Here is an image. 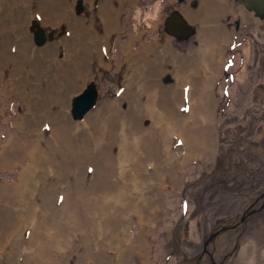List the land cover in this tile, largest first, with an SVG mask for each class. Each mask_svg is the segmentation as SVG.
I'll list each match as a JSON object with an SVG mask.
<instances>
[{"label": "rangeland", "instance_id": "1", "mask_svg": "<svg viewBox=\"0 0 264 264\" xmlns=\"http://www.w3.org/2000/svg\"><path fill=\"white\" fill-rule=\"evenodd\" d=\"M240 1L0 0V264H196L224 227L217 263L264 264V17ZM213 4L227 15L206 20ZM174 11L189 37L166 32ZM15 138L37 157L7 168Z\"/></svg>", "mask_w": 264, "mask_h": 264}, {"label": "bare ground", "instance_id": "2", "mask_svg": "<svg viewBox=\"0 0 264 264\" xmlns=\"http://www.w3.org/2000/svg\"><path fill=\"white\" fill-rule=\"evenodd\" d=\"M192 1V0H191ZM242 4H243V0L240 1ZM105 13V12H104ZM108 13V11H107ZM106 13V14H107ZM187 13H188V19L191 23L193 24H196L197 20H198V13H197V9L195 8H190V9H187ZM228 13V9L225 7H218L216 5L213 4V7H209L207 6V13H206V20L208 21H214L215 19H217L220 15L222 16H225L227 15ZM183 15V14H182ZM187 15V14H186ZM200 17V16H199ZM108 18L109 19H112V16L111 15H108ZM215 18V19H214ZM261 19V18H260ZM111 21V20H110ZM118 22V21H117ZM223 31V30H222ZM221 30H219V32L217 33H214L213 35L211 36H206V33L204 31H202V34H201V37L204 39V43L206 44L205 47L207 50V54H205L206 56H204L203 58V62H212V64L214 63H217V59L216 58V53L214 54L213 52H215L216 50H218L217 48L220 47V44H223L224 41H225V38H226V35L224 34V32H222ZM155 44H157L156 42H149L147 43L146 45H141L142 49H155V48H159L157 46H155ZM163 46L161 47H165L163 50L165 53H168V54H173V48L171 47V45L168 43V42H165V44H162ZM204 50V49H203ZM220 51V50H219ZM218 51V52H219ZM126 56H127V62H131V60L133 58H135V53L132 52V51H129L126 53ZM169 56V55H168ZM172 56V55H171ZM173 57H175L173 55ZM172 57V58H173ZM158 59V58H157ZM170 63V62H169ZM143 64V63H142ZM144 64H147L144 62ZM161 64V63H160ZM171 64V63H170ZM191 65L189 66L186 65L187 67L184 68L182 66H179V69H178V74H180L181 76L185 75L186 74V81L187 83H191V80H188V76L191 74L190 71L193 70V67H192V63H190ZM103 66V65H102ZM145 66V65H144ZM210 66V65H209ZM143 68V67H142ZM149 68V67H148ZM182 68H184V70H182ZM162 68L156 66L155 64L152 65V67H150L148 70V72L146 71V69H144V73L146 74V76L148 77H153V76H156L158 73H164L163 70H161ZM165 75V74H164ZM192 84V83H191ZM157 88V87H156ZM149 92V91H148ZM156 93V92H155ZM162 98V97H161ZM153 102H151L149 105H150V108H153V105L152 104ZM165 103H160V106H158L159 109L165 107ZM202 106H203V103L200 102L199 104H196V108L194 109L195 110H202ZM155 107V106H154ZM157 107V106H156ZM158 109V110H159ZM165 110V109H164ZM196 112V111H195ZM162 113V111H161ZM179 135L186 141L187 143V147L189 149H192V140H191V134H188V135H184V133H179ZM23 141L19 138H15V142L13 141H10L9 142V145L4 148V151L2 153V159H1V162L3 163V166L5 167H11L13 165H16L18 163H20V160L23 159L24 157L23 156H26V157H29V155H33L34 158H35V155L37 157V147L34 148L33 146V143L31 145L29 144H24L22 143ZM25 142V141H24ZM35 149V151H34ZM32 156V157H33ZM187 156H190V154H187ZM22 161V160H21ZM154 202V201H153ZM157 205L156 203H154L152 205V209L155 208ZM151 221V220H150ZM148 226H144L143 227V231L142 233L140 234V238L139 240L137 241V248H138V251H141L142 249H144L143 245L145 246V240H144V235H146V233L149 231V224H146ZM57 237V236H56ZM130 241V240H128ZM45 252V251H44ZM43 252V253H44ZM146 252H144L142 254V258H140V261L142 264H144V262H146V255H145ZM144 255V256H143ZM145 257V258H144ZM40 258V257H39ZM43 260V264H53V259L51 258V256H47L46 253L42 254V257H41Z\"/></svg>", "mask_w": 264, "mask_h": 264}, {"label": "water", "instance_id": "3", "mask_svg": "<svg viewBox=\"0 0 264 264\" xmlns=\"http://www.w3.org/2000/svg\"><path fill=\"white\" fill-rule=\"evenodd\" d=\"M245 7L254 12L258 17H264V0H243ZM165 28L168 35L172 38H187L194 33L193 26L185 19L181 13V11H174L171 16L167 17L165 20ZM93 88V87H90ZM97 92L93 89L88 91L86 94L81 96L79 99V104L82 108L87 109L94 101ZM93 99V100H92ZM264 195V193H263ZM264 208V202L262 206L259 208L260 210ZM256 211V210H253ZM246 220L245 217L241 218L238 223H242ZM237 226L234 225L235 228ZM227 227L222 228L220 231L213 233L204 244V249L208 247V245L213 241V239L220 233L227 230Z\"/></svg>", "mask_w": 264, "mask_h": 264}, {"label": "flooded vegetation", "instance_id": "4", "mask_svg": "<svg viewBox=\"0 0 264 264\" xmlns=\"http://www.w3.org/2000/svg\"><path fill=\"white\" fill-rule=\"evenodd\" d=\"M261 201H262V200H261ZM243 217H245V218L247 219V217H248V213H246L244 216H242V218H243ZM227 228H229V227H227ZM214 233H215V232H214ZM215 238H216V237H215ZM213 240H214V239H213ZM205 257H207V260H208L211 264H222V263H217V262H216L213 252L209 251L208 248H207V249H204V248H203V253H202V255H201L199 258H197V260H196V264H199V262H200L201 260H203V258H205ZM192 258H193V257H190L189 259L185 260V261H184L185 264H187V262H188L189 260H191Z\"/></svg>", "mask_w": 264, "mask_h": 264}]
</instances>
